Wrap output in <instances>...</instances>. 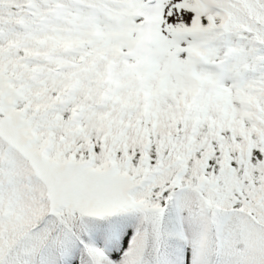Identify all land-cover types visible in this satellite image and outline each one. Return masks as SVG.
Returning a JSON list of instances; mask_svg holds the SVG:
<instances>
[{"label": "snow or ice", "instance_id": "snow-or-ice-1", "mask_svg": "<svg viewBox=\"0 0 264 264\" xmlns=\"http://www.w3.org/2000/svg\"><path fill=\"white\" fill-rule=\"evenodd\" d=\"M0 264H264V0H0Z\"/></svg>", "mask_w": 264, "mask_h": 264}]
</instances>
